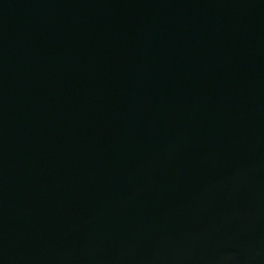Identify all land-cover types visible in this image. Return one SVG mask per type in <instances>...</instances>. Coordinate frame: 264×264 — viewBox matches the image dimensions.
<instances>
[{"label":"water","instance_id":"1","mask_svg":"<svg viewBox=\"0 0 264 264\" xmlns=\"http://www.w3.org/2000/svg\"><path fill=\"white\" fill-rule=\"evenodd\" d=\"M0 264H264V0H0Z\"/></svg>","mask_w":264,"mask_h":264}]
</instances>
